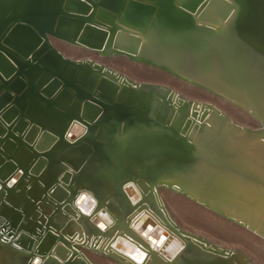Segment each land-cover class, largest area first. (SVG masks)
Masks as SVG:
<instances>
[{
  "label": "bare ground",
  "instance_id": "bare-ground-1",
  "mask_svg": "<svg viewBox=\"0 0 264 264\" xmlns=\"http://www.w3.org/2000/svg\"><path fill=\"white\" fill-rule=\"evenodd\" d=\"M12 1L23 5L20 0ZM81 1L79 8L66 4L69 19H88L76 36L72 25L68 28L65 37L74 35L75 44L47 37L62 58L76 64L75 70L64 71L65 66L46 48L36 53L41 39L31 30L33 39L27 52L12 47L19 24L0 42V264H100L92 260L93 256L106 264H256L247 256L264 259V99L244 100L226 85L235 77L226 82L222 78L229 74L231 60L235 63L243 55L228 48L202 60L204 54L196 47L187 53L188 45L197 38H186L180 54L166 49V59L178 55L180 63L187 61L183 64L186 70L179 76L200 84L202 89L148 67L147 60L156 56L158 41L154 39V46L148 48L144 43L148 32L140 36L133 30L138 27L143 33L150 25V31L157 17L169 20L174 16L171 9L160 15L157 5L154 13L149 2L131 0L123 5V18L112 14L109 4L104 6L110 12L95 17L92 4ZM209 2L180 0L185 13L194 16L205 31L219 32L236 17V10L233 3ZM208 7V11L220 7L227 18L211 17L208 24L202 23L201 13ZM252 11L244 7L241 14L249 26L255 19L264 18L258 6ZM5 12L7 8L0 2V16ZM7 17L11 20L12 15ZM172 21L188 28L178 16ZM114 23L117 32L112 33ZM92 32L102 44L89 40ZM250 32L246 31L241 40L253 39ZM113 34L117 43L131 44L121 47L123 51L115 48L110 39ZM176 35L168 34L160 41H169L172 36L175 39ZM114 51L122 54L115 55ZM149 53L145 59L143 54ZM234 53L236 58L231 56ZM116 57L133 65V72L143 70V75L155 76L133 80L128 71L124 74L111 66ZM199 59L201 63H197ZM258 59L256 64L261 57ZM142 60V64L135 62ZM25 62L35 70V77L50 79L48 89L31 86L32 82L19 75ZM59 70L63 77L73 78L90 92L93 100L81 97L72 87L62 93V86L51 91L50 84L60 81ZM173 84L188 89L194 98L180 93ZM17 88L18 92L35 90L41 108L49 112L45 116L54 131L59 126L51 119L59 122V118H69L61 139L54 131L43 134L29 117L16 118L23 113ZM3 95L6 99H1ZM10 110H14V121ZM72 114L76 118L70 119ZM8 150L18 159L7 160ZM166 201L177 209L175 213L196 211L189 219L215 231L216 236L241 243L252 254L228 249L214 241L215 237L205 239L190 233L179 237L169 230L174 225L180 228L170 216ZM10 225H16V231L20 226L32 227L33 233L21 239L26 228L17 234L10 232L14 231ZM116 225H125L130 233L118 232ZM40 245L38 255L24 259L23 254H36ZM45 250L47 253H42Z\"/></svg>",
  "mask_w": 264,
  "mask_h": 264
},
{
  "label": "water",
  "instance_id": "water-1",
  "mask_svg": "<svg viewBox=\"0 0 264 264\" xmlns=\"http://www.w3.org/2000/svg\"><path fill=\"white\" fill-rule=\"evenodd\" d=\"M23 2V5L20 3H16L12 0L7 1V0H1L5 7L7 8V12L3 13L0 16V42L6 38L9 33L12 31V29L16 28L15 26L17 24L20 25L18 28L17 34L13 36L12 40V47L15 49L18 48V50H24L25 52L28 51L30 48V42L33 39V35L30 33L29 30L33 31L38 37H40L41 41L35 48L36 53L42 52L45 48L49 50L51 53H53V57L55 60L61 64H63L65 67L64 71L67 69H76V64L69 62L68 60L62 58L56 50L49 44L47 41V37L54 38L57 40H60L61 42H65L68 44H75V36L80 33L78 32L80 30V27L83 23L88 21V19H85L83 17L82 21H75L69 19L70 15H67L66 11V4L68 3L69 5L79 8L81 6L82 1L81 0H20ZM19 1V2H20ZM89 3L92 4L93 6V16L103 14L106 15L107 12H110L109 10L106 9L104 5L109 4V7L113 9L111 11L112 14L120 16L121 18L124 17L125 13V7H123L124 3L130 2L131 0H109L113 5L108 1V0H85ZM149 2L150 6L154 9V13L157 11V6L160 10V15H163L166 9H171V12L174 14V16L169 19V20H163L161 17H157L155 21L153 22L152 29L148 31V28L150 25H147V28L143 33L141 32L138 27H134L133 30L137 32L140 36H144L147 34L148 35L144 41L145 45L148 48H152L155 44V42H152L154 39L155 41H158V47H157V52L155 58H152L151 60H147V63L149 64L151 68H154L156 70H160L163 72H166L168 74H171L172 76H175L178 79H181L184 82H188L189 84L193 86L200 87L204 89L200 84L196 82H190L187 81L185 78L179 76L180 72H184L186 69L184 68L185 63H187L186 60H183V63H180V58L178 57L177 54L182 53L183 46L187 43L186 38H189V40H194L197 38V41L191 42L188 45V52L187 53H192L194 51V47L200 49L201 54H204V56H200V59L208 60L210 54L217 56L222 53L223 50H226L230 48L231 50H235L236 53H240L243 55L242 58H240L237 62L234 63L233 60H231L230 67H228L230 70L229 74L226 75V77H222L224 82L226 80H230L232 77H235L232 82H228L226 85L230 87V92H236L237 94L241 95L244 100L248 101H259L261 99H264V18L261 19H255L254 23L252 26L247 25L245 18L241 16L244 7L246 9H250L252 11V7L258 6V9L260 12L264 11V0H258L257 2L253 3L254 0H220L222 4L225 5H231L232 3L234 6H232V9L236 10V17L231 20V22L224 27L221 31L219 32H208L203 29V26L199 21H197L194 16H190L187 13H185V9L182 8V4L180 3V0H143ZM213 0H210V2ZM209 2V3H210ZM241 2V3H237ZM213 3V2H212ZM211 3V4H212ZM157 5V6H156ZM209 7L201 13V18L203 19L201 22L202 23H209V20L211 17H218L222 18L225 17L223 20H225L227 17L225 16L224 11L218 7L215 10H209ZM232 12V10L229 12V14ZM253 13V11L251 12ZM228 14V15H229ZM12 15L11 20L8 19L7 16ZM91 15V16H92ZM223 15V16H222ZM227 15V16H228ZM254 13L252 14V16ZM256 15V14H255ZM261 15V14H259ZM256 15V16H259ZM178 16L179 18L183 19L185 24H189L188 28L185 30L184 28H181L177 23L175 24L172 20ZM239 16V17H238ZM4 18V21H1V18ZM154 18V17H153ZM96 19V18H95ZM71 22H70V21ZM98 20V19H96ZM11 21V22H10ZM101 21V20H100ZM72 23V24H70ZM158 25L156 26V24ZM72 25V29L74 28V34L72 38H66L67 32L69 31L68 28ZM75 25V26H74ZM156 26V27H155ZM184 29V31H182ZM111 30L114 32H117V29H115V23L111 27ZM251 31L249 34L253 39H248L246 41H242L241 37L246 31ZM177 32V35L175 39L174 37H170L169 41L163 40L160 41L161 38L167 37L168 34H175ZM230 33V34H228ZM179 34L181 36L179 37ZM93 32L90 33L89 40L91 41H96L99 44V40H96L94 38ZM201 36V37H200ZM25 39V40H22ZM111 43L114 44L115 48L120 47V49L123 48L121 47H128L130 42H119L117 43L118 37L117 35L113 34L110 36ZM116 40V41H115ZM39 46V47H38ZM133 46V43L131 47ZM137 50L139 46L136 47ZM166 49L171 51L172 49L174 50V53L177 52V56L166 59L164 57ZM105 50V49H104ZM135 50V51H137ZM120 51V52H122ZM238 51V52H237ZM44 52V51H43ZM119 52V51H118ZM117 51H114L115 55H118ZM119 52V53H120ZM186 53V54H187ZM236 53L231 54L233 58H236ZM261 53V54H260ZM42 54V53H41ZM122 54V53H120ZM185 54V55H186ZM260 54V55H259ZM144 58L147 59V56L149 54H143ZM187 56V55H186ZM199 57V56H198ZM258 57H261L260 62L256 64V62L259 60ZM165 60H164V59ZM197 63H201V60ZM244 59L241 63V61ZM145 60H142L141 62H144ZM18 62H21V60H18ZM69 62V63H68ZM139 62V61H135ZM186 66V65H185ZM256 66V69L251 73V69ZM195 68H199L196 67ZM194 68V69H195ZM261 68L263 70H261ZM202 69V68H201ZM206 73L209 71L207 69ZM204 70V71H205ZM176 71V72H174ZM58 77L60 78L59 82H52L49 86V89L52 90H57L60 86H62V91L61 93L68 87H72L78 93L81 94V97H85L86 99H92L93 96L90 94V92H87L85 88L79 83H77L73 78L66 79L63 77V72L62 70L58 71ZM6 74L9 73V71L5 72ZM45 75H51L50 71H45ZM178 74V75H177ZM183 74V73H182ZM19 75H22V78L27 79L29 82H32L31 86H35L38 89L41 88L42 86L47 87L48 89V82L50 79H43L42 76L40 77H35L36 72L35 70L31 69V65L28 62L24 63V66L21 67L19 71ZM245 78L244 80L241 79ZM38 84V86H37ZM14 87V86H13ZM161 88V87H158ZM18 89H16L17 98L23 99V105H22V112L23 113H18L16 116L19 117V119H24L23 117H29L31 122L33 124L38 125V129L44 134L49 131H54V129L51 128V125H48L47 117L45 114H48L49 112L44 110L43 107L41 108L40 103L38 102L39 99L36 95L35 90L33 89L32 91H29L28 88L24 90H20L18 92ZM163 89V88H161ZM44 91V90H43ZM7 94H10L8 91ZM46 93V91H44ZM172 94V93H171ZM243 95H246L243 97ZM21 96V97H20ZM92 96V97H91ZM6 95H3L1 99H6ZM9 101V99H8ZM7 101V102H8ZM5 103V101H3ZM245 104V103H244ZM27 106L30 108V110H27ZM77 113V110L74 111ZM10 114V119L12 121L16 120L14 116V110H10L8 112ZM83 117V116H82ZM76 118V116L71 115L70 119ZM18 119V120H19ZM56 118L51 119V122L54 124H57L59 126L57 131H54L55 134H57L60 139L64 135L65 131L64 128L67 126L69 123V118L64 117V118H59V122L55 120ZM58 119V118H57ZM17 120V121H18ZM20 121V120H19ZM18 123V122H17ZM35 126L33 125L31 127L33 134H36V130L34 128ZM77 147V146H76ZM80 148H84L79 146ZM9 151V150H8ZM3 152V151H2ZM5 156L7 160H17V154H15V157L12 152H5ZM19 164V162H18ZM183 196L190 198L191 200H194L190 195L186 193H182ZM49 226V227H48ZM58 228L56 225H46L45 227L47 228ZM170 225H167L169 227ZM26 232V235L21 236V239H28L29 234L33 233L32 227L28 228L25 225L23 226ZM35 226H33L34 228ZM10 228L13 229L14 231L10 232H15L17 234H20V231L24 230L21 226L19 227V231H16V225H10ZM116 229L118 232H124V233H130L129 228L126 227L125 225H116ZM169 230H173L172 232L178 233L179 237L183 236H189L187 232H184L183 230L178 229V227L175 228L171 226ZM170 233V232H169ZM14 234V236L17 238L18 235ZM115 234V233H114ZM171 234V233H170ZM12 236V235H11ZM117 236V235H116ZM19 238V237H18ZM42 245L39 246V250L36 251V254L31 255L28 257V254H23L27 258H24L25 260L28 259L31 260L33 257L38 255L40 253V248ZM43 250V249H42ZM39 252V253H38ZM42 253H47V251H43ZM100 253V252H96ZM101 254V253H100ZM18 264H24V262H20Z\"/></svg>",
  "mask_w": 264,
  "mask_h": 264
},
{
  "label": "rangeland",
  "instance_id": "rangeland-1",
  "mask_svg": "<svg viewBox=\"0 0 264 264\" xmlns=\"http://www.w3.org/2000/svg\"><path fill=\"white\" fill-rule=\"evenodd\" d=\"M131 61H134V60H131ZM127 62H128V61H126L125 59H120V61H119V57H116L115 59L112 60V62H111L110 64H111V66L114 67V68H115V67L118 68V69L120 68L119 70H120V71L122 70L124 74L128 71V72H127L128 74L126 73L127 76H129L130 78H131V76H132L133 78H131V79H133V80H136V79H137V80L139 81V80H142V79H143V78H142L143 76H144V79L147 78V77H149V76H151L150 74H147V73L145 72V70H144V73H146L147 75H146V74L143 75V70L140 71V74H141V75L139 74V71H138V70H136L137 73H136V71L133 72L132 70H134L135 67H134L133 65H132V66H133L134 68H133L132 66L130 67V64H128L129 62H128V63H127ZM139 63L142 64L143 62H138L137 64H139ZM147 65H148V64H147ZM118 66H119V67H118ZM124 67H125V69H124ZM127 67L129 68V70H128ZM148 67H149V66H148ZM123 69L126 70V71H124ZM129 71H132V73L130 72V75H129ZM141 72H142V73H141ZM132 74H133V75H132ZM135 74H136L137 76H135ZM155 74H156V73H155ZM138 75H140V76H138ZM152 75H154V73H152ZM154 76H155V75H154ZM154 76H151V77H154ZM156 76H158V75H156ZM134 77H136V78L134 79ZM137 77H138V78H137ZM139 77H141L142 79L139 78ZM156 78H158V77H156ZM160 78H161V77H160ZM175 85L177 86V84H173V86H174L175 89H176L177 87H179V88H177L178 90L176 89L177 91L180 90V91H179L180 93H182V94H185V93H186L185 95L188 96V97H190V98L193 97V95H192L193 93H190L189 91L187 92L188 89L185 90L186 88L182 87V89L185 91V92H184V91L180 88L181 86H177V87H176ZM181 91H183V92H181ZM187 94H189V95H187ZM190 94H191V95H190ZM191 96H192V97H191ZM193 98H194V97H193ZM166 203H167V201H166ZM168 205H169V204L167 203L166 206H167V209H168V212H169L170 216L172 217V219L174 220V222L176 223V225L179 226V228L182 229L184 232H187V233H190V234H194V235L197 234V236H200V237L202 236V237L205 238V239H206V238H210V239H211L212 237H213V238L215 237V238L213 239L214 241L217 240L216 242H217L218 244H221V245L227 247L228 249L238 250V251H240V252H243L246 256H247V254H248V255H251V254H252V253H250L249 249L246 248V249H247V250H246V249H245V246L242 245L241 243H239V244H241V245H239L238 242H235L234 240H231V239H229V238L227 239L226 237L220 236V235L218 234V236L221 237V238H219L218 236H216L217 233H216L215 231H213V230H208V228H206L205 226L203 227V225L201 226V224H200L198 221H196L195 219H194L195 222H194L192 219H189V218H191V215H190V214H192V213H196V211H193V212H192V210H190L189 212H186V213H185V211H184V212H182V211L180 212V210H179V211H177V213H175V212H176L175 210H177V209H176L175 207L172 209V208L170 207V205H169V206H168ZM169 209H170V210H169ZM171 211H173V212H171ZM187 211H188V210H187ZM198 211H199V210H198ZM179 213L182 214V215H179ZM200 213H201L200 215L202 216V218H203V217L205 218V215H204L201 211H200ZM177 214L181 217V218L179 217L180 219L178 218V215H177ZM176 215H177V216H176ZM188 215H189V216H188ZM213 216L218 217V216L215 215V214H214ZM183 217H184L185 219H184ZM186 217H187V218H186ZM183 219H184V220H183ZM187 219H189V220H187ZM190 220H191V221H190ZM192 221H193V222H192ZM199 225H200V226H199ZM205 228H206L207 230H206ZM236 231H239V229H236ZM207 232H209V233H207ZM215 233H216V235H215ZM208 234H209V235H208ZM206 235H207L208 237H206ZM211 235H212V236H211ZM216 238H217V239H216ZM224 238H225V239H224ZM223 240H224V242H222ZM225 240H226V241L228 240L229 242H228V241L225 242ZM253 240H254V238H253ZM232 241H234V242H232ZM235 243H236V244H235ZM225 244H226V245H225ZM258 244H259V243H258ZM234 245H235V246H234ZM239 246H240V247H239ZM243 248H244L246 251H244ZM249 253H250V254H249ZM89 257H90V255H89ZM93 257H94V258H93ZM93 257H91V259H92V258H93L92 260L95 259V260H94V262L96 261L95 263H97V262L100 261V262H99L100 264H106V263H104L103 261H102V263H101V260H100V259H97V257H95V256H93ZM247 257H248L249 259L253 260V261H254V260L257 261V263L259 262L258 264H264V261H262V260H264V259H260L259 257H255V256H253V255H252V256H247ZM252 258H253V259H252ZM258 258H259V260H258ZM96 259H97L98 261H97ZM251 260H250V261H251ZM257 263H256V264H257Z\"/></svg>",
  "mask_w": 264,
  "mask_h": 264
}]
</instances>
